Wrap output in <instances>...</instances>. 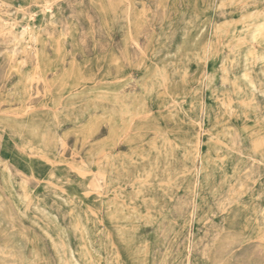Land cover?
<instances>
[{
	"label": "rangeland",
	"instance_id": "374dc122",
	"mask_svg": "<svg viewBox=\"0 0 264 264\" xmlns=\"http://www.w3.org/2000/svg\"><path fill=\"white\" fill-rule=\"evenodd\" d=\"M262 74L264 0H0V264H264Z\"/></svg>",
	"mask_w": 264,
	"mask_h": 264
},
{
	"label": "bare ground",
	"instance_id": "6f19581e",
	"mask_svg": "<svg viewBox=\"0 0 264 264\" xmlns=\"http://www.w3.org/2000/svg\"><path fill=\"white\" fill-rule=\"evenodd\" d=\"M251 6H252V5H251ZM251 9H252V8H251ZM183 23H184V22H183ZM239 25H240V24H239ZM253 32H254V31H253ZM252 37H253V36H252ZM259 43H260V42H259ZM258 45H259V44H258ZM258 45H257V46H258ZM250 47H251V46H250ZM255 49H256V48H255ZM253 50H254V49H253ZM253 50H252V51H253ZM231 57H232V56H231ZM231 57H230V58H231ZM238 57H239V56H238ZM238 57H237V58H238ZM227 58H228V57H227ZM247 59H248V58H247ZM237 60H238V59H237ZM234 61H236V60H234ZM235 64H236V62H235ZM165 65H166V64H165ZM161 66H162V65H161ZM227 68H228V67H227ZM233 68H234V67H233ZM261 68H262V67H261ZM261 68H260V69H261ZM163 69H164V68H163ZM171 69H172V68H171ZM209 70H212V69H209ZM228 71H229V70H228ZM232 71H234V69H233ZM235 71H236V70H235ZM260 72H261V71H260ZM228 73H229V72H228ZM250 74H251V73H250ZM253 74H254V73H253ZM209 75H210V74H209ZM260 75H261V74H260ZM262 75H264V74H262ZM251 77H252V76H251ZM257 77H258V76H257ZM177 78H178V77H177ZM252 79H253V78H252ZM170 81H171V80H170ZM259 81H260V80H259ZM163 82H164L166 85L169 84V82H168L167 79H163ZM250 82H251V81H250ZM253 83H254V82H253ZM261 83H262V82H261ZM174 84H175V83H174ZM262 85H263V84H262ZM251 86H252V85H251ZM263 86H264V85H263ZM164 87H165V86H164ZM263 92H264V91H263ZM253 93H254V92H253ZM257 96H258V95H257ZM262 96H263V95H262ZM133 98H134V97H133ZM133 98H132V99H133ZM259 98H260V97H259ZM139 99H140V98H139ZM141 99H142V98H141ZM107 114H108V113H107ZM27 122H28V121H27ZM27 122H26V123H27ZM23 126H24V125H23ZM28 129H29V134H30L31 136H34V134L38 132V130L40 129V127L38 128L37 125L32 124ZM29 134H28V135H29ZM30 135H29V136H30ZM42 136H43V135H42ZM29 138H30V137H29ZM30 139H31V138H30ZM263 141H264V140H263ZM263 141H262V142H263ZM252 144H253V143H252ZM255 148H256V147H255ZM257 148H258V147H257ZM197 153H198V152H197ZM249 155H250V154H249ZM253 155H254V154H253ZM258 156H259V155H258ZM250 157H251V156H250ZM252 159H253V158H252ZM262 160H263V159H262ZM251 161H252V160H251ZM257 161H258V160H257ZM261 162H262V161H261ZM255 163H256V162H255ZM257 163H258V162H257ZM259 163H260V162H259ZM19 171H20V170H19ZM28 173H29V172H28ZM44 174H45V173H44ZM30 175H31V173H30ZM47 177H48V176H47ZM31 178H32V177H31ZM83 178H84V177H83ZM79 180H80V179H79ZM35 181H37V179H36ZM80 181H81V180H80ZM37 182H38V181H37ZM75 182H76V181H75ZM57 184H58V183H57ZM67 189H68V188H67ZM61 192H62V191H61ZM41 194H42V193H41ZM258 195H259V194H258ZM81 196H82V194H81ZM88 198H89V196H88ZM176 198H177V197H176ZM215 198H216V197H215ZM262 199H263V198H262ZM214 200H215V199H214ZM6 201H7V200H6ZM6 201H5V202H6ZM26 201H27V200H26ZM171 202H172V201H171ZM173 203H174V202H173ZM1 205H2V204H1ZM5 205H6V204H5ZM258 207H259V205H258ZM25 208H26V205H25ZM169 208H170V207H169ZM7 209H9V208H7ZM191 209H192V208H191ZM261 209H262V208H261ZM223 210H224V209H223ZM190 213H191V212H190ZM10 214H11V213H10ZM190 215H191V214H190ZM5 216H6V215H5ZM5 216H4V217H5ZM261 216H262V215H261ZM6 218H7V217H6ZM16 218H17V217H16ZM174 219H175V218H174ZM43 220H44V219H43ZM45 221H46V220H45ZM16 222H17V221H16ZM10 223H11V222H10ZM36 224H37V223H36ZM41 224H42V223H41ZM11 225H12V224H11ZM262 225H263V224H262ZM44 226H45V225H44ZM15 227H16V226H15ZM0 228H1V227H0ZM6 228H7V227H6ZM44 228H45V227H44ZM2 229H3V228H2ZM2 229H1V230H2ZM15 229H16V228H15ZM17 230H18V229H17ZM209 230H210V229H209ZM18 231H19V230H18ZM10 232H11V231H10ZM13 232H14V231H13ZM19 232H20V231H19ZM48 234H49V233H48ZM259 234H260V233H259ZM262 234H263V232H262ZM50 235H51V234H50ZM246 236H248V235H246ZM13 238H14V237H13ZM20 238H21V237H20ZM245 238H246V237H245ZM3 239H5V238H2V240H3ZM17 239H18V238H17ZM50 239H51V238H50ZM259 239H260V238H259ZM6 240H7V238H6ZM10 240H11V239H10ZM10 240H9V241H10ZM18 240H19V239H18ZM52 240H53V239H52ZM7 242H8V240H7ZM19 242H20V241H19ZM8 245H10V244H8ZM39 245H40V244H39ZM51 246H52V245H51ZM53 246H54V243H53ZM52 249H53V248H52ZM3 250H4V248H3ZM14 250H15V249H14ZM24 250H25V249H24ZM63 250H64V248H63ZM63 250H62V251H63ZM3 252H4V251H3ZM13 252H14V251H13ZM42 253H43V251H42ZM0 254H1V253H0ZM3 254H4V253H3ZM6 254H7V253H6ZM218 254H219V253H218ZM15 255H16V254H15ZM20 255H21V254H20ZM57 255H58V254H57ZM2 256H3V255H2ZM4 256H5V255H4ZM21 256H22V255H21ZM232 256H233V255H232ZM7 257H8V256H7ZM33 258H34V255H33ZM59 258H60V257H59ZM224 258H225V257H224ZM1 259H2V258H1ZM5 259H6V258H5ZM14 259H15V258H14ZM18 259H19V258H18ZM226 259H227V258H226ZM62 260H63V259H62ZM1 261H2V260H1ZM1 261H0V262H1ZM16 262H17V261H16ZM14 263H15V262H14ZM37 263H38V262H37ZM2 264H3V263H2Z\"/></svg>",
	"mask_w": 264,
	"mask_h": 264
}]
</instances>
